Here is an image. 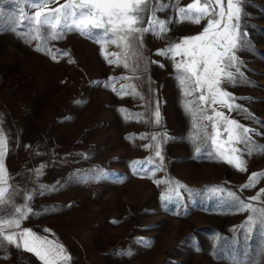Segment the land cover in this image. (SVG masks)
Returning <instances> with one entry per match:
<instances>
[{
	"label": "rangeland",
	"instance_id": "374dc122",
	"mask_svg": "<svg viewBox=\"0 0 264 264\" xmlns=\"http://www.w3.org/2000/svg\"><path fill=\"white\" fill-rule=\"evenodd\" d=\"M157 2L165 31L142 33L127 66L110 41L67 31L33 39V25L9 22L17 5H2L0 137L14 206L26 210L21 230L62 245L67 264H264V230L248 223L264 209V0L241 5L236 63L224 69L233 80L222 77L228 96L216 103L185 95L181 56L168 51L207 18L181 22L192 0ZM228 120L249 129L250 143L232 145L244 171L212 144L218 132L223 151ZM0 264L41 262L5 243Z\"/></svg>",
	"mask_w": 264,
	"mask_h": 264
},
{
	"label": "snow or ice",
	"instance_id": "6c2138e0",
	"mask_svg": "<svg viewBox=\"0 0 264 264\" xmlns=\"http://www.w3.org/2000/svg\"><path fill=\"white\" fill-rule=\"evenodd\" d=\"M11 2L17 5L18 11L9 17V22L16 27L22 26L23 23L33 25V39H39L47 33L55 40L67 31L77 32L105 43L110 41L126 50L125 66H127V53L138 48L137 42L142 33L153 31L156 26H159L161 32L165 31L164 22L155 18V12L163 7L157 0H66L54 9L48 8L53 0H11ZM243 2L244 0H226L225 4L224 0H192L186 7L178 9L177 15L181 22L199 24L207 18V24L200 34L183 38L181 42L168 49L174 56H181L175 67L185 95H190L192 90H198L201 92L199 97L201 101L210 98L212 103L217 102V95L228 96L221 91L219 85L222 77L229 82L233 80L232 73H225L224 69L236 63L234 50L238 47L242 35L239 33V21ZM4 3L5 0H0V21L5 18L2 10ZM21 4L35 9L34 15H28L24 7H20ZM148 13L152 15L148 16ZM146 16H148L147 20ZM145 23L150 27H143ZM237 72H239L238 68ZM205 90L207 96L204 94ZM186 108L189 106L186 105ZM215 115L223 118L220 112H216ZM207 119L211 120L212 117ZM227 124L230 127L225 129L228 140L224 142L223 151H220L222 145L218 143V132L212 137V144L217 147L219 155L228 164L244 171V162L236 155L238 150L232 145L241 142L250 143L249 129L242 128L232 120H228ZM215 127L216 125L213 124V128ZM4 148V141L0 137V249L5 248L6 243L7 246H14L18 251L22 250L35 256L41 264H61V262L67 264L70 257L65 253L62 245L47 237H41L31 230H21V221L26 215V210L14 206L15 189L9 186L8 174L3 166ZM199 151L200 149L197 148V152ZM257 179L258 174H253L244 187H252ZM229 196L239 202V198L234 194L229 193ZM239 203L242 208L246 207L253 213L258 211L251 205ZM248 223L249 233L253 231V227L264 230V209L259 210V215L250 216Z\"/></svg>",
	"mask_w": 264,
	"mask_h": 264
}]
</instances>
